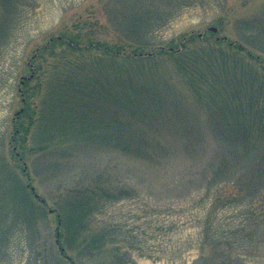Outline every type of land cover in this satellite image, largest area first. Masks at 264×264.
I'll use <instances>...</instances> for the list:
<instances>
[{
    "label": "rangeland",
    "instance_id": "obj_1",
    "mask_svg": "<svg viewBox=\"0 0 264 264\" xmlns=\"http://www.w3.org/2000/svg\"><path fill=\"white\" fill-rule=\"evenodd\" d=\"M0 264H264V0H0Z\"/></svg>",
    "mask_w": 264,
    "mask_h": 264
},
{
    "label": "trees",
    "instance_id": "obj_2",
    "mask_svg": "<svg viewBox=\"0 0 264 264\" xmlns=\"http://www.w3.org/2000/svg\"><path fill=\"white\" fill-rule=\"evenodd\" d=\"M178 51H179V50H176V51H175V50H171V51H169L168 53H169L170 55H172V54L175 53V52L178 54ZM133 54H134V53H133ZM139 54H140V53H139ZM151 54H153V53H149L150 56H151ZM141 55H143V53H142ZM152 56H153V55H152ZM154 56H155V55H154ZM157 58H158V57H157Z\"/></svg>",
    "mask_w": 264,
    "mask_h": 264
}]
</instances>
